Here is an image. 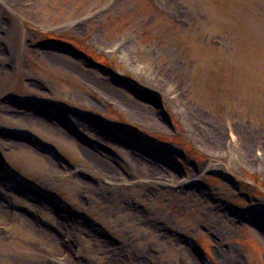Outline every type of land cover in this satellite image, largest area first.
<instances>
[{
    "label": "rangeland",
    "instance_id": "1",
    "mask_svg": "<svg viewBox=\"0 0 264 264\" xmlns=\"http://www.w3.org/2000/svg\"><path fill=\"white\" fill-rule=\"evenodd\" d=\"M0 175V264H264V0H0Z\"/></svg>",
    "mask_w": 264,
    "mask_h": 264
},
{
    "label": "bare ground",
    "instance_id": "2",
    "mask_svg": "<svg viewBox=\"0 0 264 264\" xmlns=\"http://www.w3.org/2000/svg\"><path fill=\"white\" fill-rule=\"evenodd\" d=\"M118 102H119V104L125 105L126 108H128V110L131 112V116L137 117V118H139V119H141V120H143L145 122L152 121V117L148 114V112H145L142 109L140 110L136 105L132 104L131 102L125 101L124 99H121V98H119V101ZM28 115H29V118H33V116L31 114H28ZM154 124H157V123L154 122ZM211 146L213 147L212 148L213 150L219 149V146H220V138H219L218 135L216 136V139H214V140L211 141ZM244 146H245V142H241L240 145L238 146L239 147L238 149H243ZM245 151L243 152L244 154H246ZM0 176H1L0 177V180L1 179L3 180L5 178L3 175H0ZM28 195L31 196L30 194H28ZM0 212H2V210H0ZM23 218L25 219L26 223H28L29 226L30 225H35L34 224V221H32L31 219H29L28 217H23ZM85 227H87V226L85 225ZM40 230H46V231H48V229H42V228ZM93 237L96 238L95 234H93ZM51 240L54 241L55 244L57 245V248L55 249V250H57L58 247H59V244L61 242L60 241L58 242V240L56 238H55V240H53V239H51ZM117 248L118 247L116 246L115 249H117Z\"/></svg>",
    "mask_w": 264,
    "mask_h": 264
}]
</instances>
